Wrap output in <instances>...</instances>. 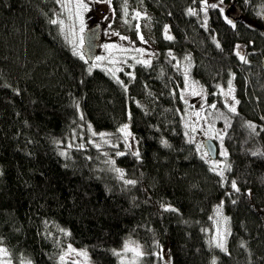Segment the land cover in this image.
Here are the masks:
<instances>
[{
	"label": "trees",
	"instance_id": "16d2710c",
	"mask_svg": "<svg viewBox=\"0 0 264 264\" xmlns=\"http://www.w3.org/2000/svg\"><path fill=\"white\" fill-rule=\"evenodd\" d=\"M129 1L151 16L157 55L151 66L124 72L122 86L103 70L89 75V63L73 55L50 23L57 0H0V246L12 264H60L68 245L85 248L89 264H117L115 250L131 237L144 245L146 264L162 248L172 264H264V156L252 155L264 152V0L230 8L233 0H224L235 28L218 10L202 11V0ZM165 26L173 39L165 38ZM186 67L206 90L208 122L226 133L222 145L215 138L217 158L225 159V149L231 165L223 181L185 135ZM230 79L238 115L219 91ZM128 120L140 157L126 153L115 164L134 186L106 168L92 145L61 155L82 122L116 133ZM221 202L231 233L227 253L207 232Z\"/></svg>",
	"mask_w": 264,
	"mask_h": 264
},
{
	"label": "rangeland",
	"instance_id": "374dc122",
	"mask_svg": "<svg viewBox=\"0 0 264 264\" xmlns=\"http://www.w3.org/2000/svg\"><path fill=\"white\" fill-rule=\"evenodd\" d=\"M64 3H67V0H63ZM88 2V11L82 12L83 17V25H84V31L83 33L80 32V21L76 19L74 15V8H72L73 15H69V12L66 11L62 6L61 3H58V10L56 12L55 19L57 20H63L64 21V30L61 32L63 35L65 41L70 46L72 52H73V45L71 43L72 40L78 39L79 36L83 37V45H84V35L87 29L90 27H93L95 25H101V35H100V42H99V48L97 52V56L99 57H105V59L101 62L100 67H96L93 69H100L103 70L105 73L109 74L113 77V75L106 70L111 68L115 71V79L122 81L121 75H123L124 72H129L131 74V70L140 63H137V60H144V59H150L157 55L156 47H155V37L152 32V18L148 13H145L141 8L140 9H132L130 1L129 0H111V4L108 3H97L96 0H86ZM72 7V6H70ZM225 10L227 8V5H224ZM118 8H121L122 12L118 11ZM125 9L127 10V15H125ZM136 12L141 13V17L137 19H133V16ZM234 14V13H233ZM127 21V22H125ZM137 25H139V32L144 36V39L147 41V43H141V41L138 39L137 35ZM58 29L60 30V25L57 24ZM75 31L77 33V36H72L71 31ZM61 31V30H60ZM113 33H119V35H114ZM120 36L128 37L127 40H121ZM105 45H115L117 46L116 49H113L111 51V54L108 50L105 49ZM127 48L130 49L127 52L118 51L119 48ZM140 48L144 49V54L141 55L140 53L136 52L135 49ZM80 51L84 55L83 46L80 49ZM85 57V55H84ZM133 57L135 59H133ZM118 61V63H110V61ZM95 63V59L93 62L89 63V67ZM92 69V70H93ZM117 69H120L117 71ZM188 71V85H193L195 87V90L197 92H201V95H192L191 91L192 89L188 87L185 83L184 79V88L182 90L183 94L185 95V99L187 102V111L184 116L186 131L188 133L189 140H193V143L195 145L201 146L200 152L203 154L204 152H207L203 142L206 138H211L215 140L216 136V130L215 128L208 122V119L205 115L206 111V101H207V94L205 88L198 83L197 81L193 80L189 73V68L186 67ZM185 68L184 70V76H185ZM224 89V88H221ZM228 89H224V91H227ZM220 91V89H219ZM224 99H226L230 104H234L235 102L228 97L223 96ZM237 107V105H235ZM199 112L200 116L197 117L195 113ZM125 124L129 125V130L132 133V136L129 137L127 144H131L132 147L129 149L127 144L124 141L123 135L117 131L116 133H109L107 132L106 137L101 138L100 133L96 132L93 127L88 124L82 122L79 126V128L75 129L71 135V137L68 139V141L65 143L64 146H61L62 153H67L69 149L75 148V147H82L85 148L89 145H92L95 147V149H98L105 157L103 158V161H107L106 168L112 170L115 175L119 177V174L114 171V168H118L116 164L110 163V161H114L116 157L119 155H116L117 152H124L131 153L133 151H140L139 150V142L137 138L135 137L134 133L131 130L130 127V121L128 120ZM89 125L91 127H89ZM195 127V131H191V128ZM93 133H96L97 135H93ZM105 133V132H104ZM113 134V135H112ZM134 137V139H133ZM104 140H108L109 143H105ZM62 144V142L58 143ZM97 145L99 147H97ZM112 145H118V147H113ZM225 151V149L223 150ZM207 160L210 161V165L213 166L214 163H220L221 166L224 164H228L227 159H215L211 160L209 156L206 157ZM105 168V166H103ZM120 169V168H119ZM219 170V169H217ZM124 172V171H123ZM225 173V171H224ZM120 179V178H119ZM218 207V206H217ZM214 211L213 217H212V224L211 228L207 230L208 235L210 237L211 242L216 237L217 229L219 228L221 231H224L227 229L229 231V223L226 224L223 222V218L227 217L224 214V211L222 209V215L217 216L216 209ZM228 239V235L226 236V241ZM127 242H131L132 246L139 245L141 246L142 250L146 252V249L144 245L131 238H126ZM125 241V242H126ZM72 248L80 251L84 250L87 251L85 248L75 247L71 245ZM3 247V246H0ZM67 251V246L64 247L61 254H64ZM115 252H121V256H117V264H131L132 260V253H123V245L116 249ZM157 254H162L163 259L160 258L158 255H154V260L152 261L153 264H172L170 255L168 253L167 248L159 249ZM88 254V252H87ZM147 255L144 256L142 260L138 261V264H146L145 259H147ZM10 259V256H9ZM77 260L85 263V260L83 257L75 256L74 254H70L66 256V260L64 264H66L68 261ZM90 263L89 255L87 257L86 264ZM61 264V262H60Z\"/></svg>",
	"mask_w": 264,
	"mask_h": 264
},
{
	"label": "snow or ice",
	"instance_id": "6c2138e0",
	"mask_svg": "<svg viewBox=\"0 0 264 264\" xmlns=\"http://www.w3.org/2000/svg\"><path fill=\"white\" fill-rule=\"evenodd\" d=\"M57 2L61 3V6L66 11L69 12L70 16L73 15L72 8H74V15H75L76 19H78L80 21V32L83 33L84 25H83L82 12L89 10L88 9V2H86V0H67V3H64L63 0H57ZM96 2L97 3H108L109 5L111 4V0H96ZM246 2H247V0H246ZM70 6H72V7H70ZM208 7H211L213 9L218 10L219 13L221 14V16L225 19V21L229 25H231L233 28L236 27V25L232 21V19L225 15L224 0H217L216 3H212L210 5L208 4V0H202V9L201 10L206 12ZM188 14L189 15H196L197 13L192 8H189L188 9ZM125 15H127V10L126 9H125ZM140 17H141V13L140 12H136L134 14V16H133V19H137V18H140ZM125 22H127V21H125ZM50 23H52L54 25H57V24L60 25V30H61V32H63V30H64V27H63L64 26V21L63 20L53 19V20H50ZM204 25L205 26L207 25V20L204 21ZM138 29H139V25H137V30ZM164 33H165V38L166 39H168V40L173 39V37L171 35H168V27L167 26H165ZM113 34L114 35H119V33H113ZM71 35L72 36H77V33L75 31H71ZM137 35H138V39L141 41V43H147V41L144 39V36L142 34H140L139 30L137 31ZM120 39L121 40H127L128 37L120 36ZM71 43L73 45V55L74 56H78L80 60L84 61L85 64H88L89 61L85 59L83 53L80 51V49L83 46V37L79 36L78 39L72 40ZM216 46H217V48H219L220 47L219 43H217ZM116 47L117 46H115V45H105V49L108 50L110 52V54H111V51L113 49H116ZM237 49H239V46H237ZM117 50L118 51H122V52H127L130 49L121 47V48H119ZM135 51L140 53L141 55L144 54V49L136 48ZM235 54H236V56L239 58V60L242 63H248L245 55H242L239 50H237ZM169 55H171V53H169ZM94 59H95V63H93L91 65V67H89L87 69L89 75L91 74L93 68L100 67L101 62L105 59V57L97 56ZM133 59H135V58L133 57ZM172 59H175V57H172ZM110 63H118V61L113 60V61H110ZM137 63L143 64L146 67L151 66V60L150 59L137 60ZM178 66L179 65H177V67ZM119 70L120 69H117V71H119ZM106 71L111 73L113 75V77H115V71L113 69L109 68ZM129 75H131V74H129ZM133 79H134V76H133ZM184 79H185L186 85L192 89V91H191L192 95H201V92H197L193 85H188V71H187V69L185 70ZM233 79H234V77H233ZM117 82L121 83V85L123 86V83L121 81L117 80ZM125 90H127L126 87H125ZM220 92H221V94L223 96L231 98L235 102L234 104H227L226 103L225 107H227L229 112L238 115L235 105L239 104V100H236L234 95H233L234 89L232 87V79H230L228 81V90L224 91V89H220ZM181 99H184L183 95H181ZM76 107L79 108V104L78 103L76 104ZM209 107L212 108V109H216V104L212 103ZM195 115L197 117H199L200 113L197 112V113H195ZM221 115H223V114H221ZM81 119H83L82 116H81ZM261 119H264V117H261ZM225 120H226L225 127L226 128L230 127V123L228 122L227 118H225ZM246 126L250 129V132L252 134L259 135V133L256 131V129L258 127L256 124L248 122ZM89 127H91V126L89 125ZM186 127H187V125H186ZM195 130H196L195 127L191 128V131L194 132ZM118 131L123 135L124 141L127 144L129 137L132 136V133L129 130V125L128 124L123 125L122 127H120L118 129ZM260 131H264V127H261ZM225 134L226 133H216L215 138H218L221 141V145H222V142H223ZM93 135H97V134L93 133ZM99 135H100L101 138H104V137H106L109 134L100 133ZM185 135H188V133L186 132ZM133 139H134V137H133ZM104 142L106 144L109 143L108 140H104ZM192 142H193V140L190 139L189 143H192ZM162 143L164 144L165 147L169 146L167 141H162ZM112 146L113 147H118V145H112ZM127 146L129 147V149H131V147H132L131 144H127ZM97 147H99V146L97 145ZM200 147L201 146L197 147L198 151L200 150ZM124 154H125L124 152H117L116 153V155H124ZM61 155H66V153H61ZM132 155L136 156L137 159H139V157H140V153H139L138 150L133 151ZM220 155L225 157V159H226L228 154H227V151L225 150V151H221ZM252 155L253 156H258V155L259 156H264V152L255 151V152L252 153ZM207 156H209V153L208 152H204L203 155H202V158H205ZM206 162H207V160H206ZM110 163H112L113 165L115 164L114 161H110ZM217 169H219V170H217ZM210 170L216 172V174L218 176H220L221 180L223 181L225 179L224 171L225 170L230 171L231 170V165L224 164L223 166H221L220 163H214ZM114 171L119 174V178L121 180H123V182L126 185H133L134 186L136 184L135 180H132V179L125 180L124 179V175L125 174H124L123 170H121L119 168H114ZM231 188L235 192H239L240 191V189L237 187V184H236L235 180L231 181ZM250 194L251 193H249V195ZM235 202L236 201H233V203H235ZM162 207H163L164 211H172V212H177L178 211L177 209L171 207L170 205H162ZM222 208H223V202H221V204L216 209L217 216H221L222 215ZM223 222L226 224L228 222V218L224 217L223 218ZM61 231H63V229H61ZM65 234L68 235L69 233H65ZM230 234L231 233L227 229H225L224 231H221L218 228L217 232H216V237L212 241L213 246L218 248V249H220L221 251L227 253L228 250H227V247H226V236L230 235ZM0 243H2V241H0ZM129 252L132 253V257H133L132 260H131V264H138V261L142 260L144 258V256L147 255V253H145L142 250L141 246H139L138 244L135 245V246H132L131 242H127L126 241L123 244V253H129ZM70 254H74L75 256H78V257H83L84 260H85V264H86L87 257H88L87 251H84V250L78 251V250L72 248L71 245H68L67 246V251L64 254L59 256V261L61 262V264H64V262L66 260V256H68ZM114 254L117 255V256H121L122 255L121 252H115ZM152 255H158V256H160L161 259H163L162 254L152 253ZM9 256H10L9 250L6 247H0V264H12V261H11V259H9ZM29 264H30V262H29ZM72 264H79V262L76 261V260H73ZM122 264H123V262H122ZM166 264H167V262H166ZM212 264H216L215 259L212 261Z\"/></svg>",
	"mask_w": 264,
	"mask_h": 264
},
{
	"label": "water",
	"instance_id": "95a60500",
	"mask_svg": "<svg viewBox=\"0 0 264 264\" xmlns=\"http://www.w3.org/2000/svg\"><path fill=\"white\" fill-rule=\"evenodd\" d=\"M237 1L238 0H233L229 8L236 5ZM101 29V25L97 24L87 29L84 35L83 51L86 60H88L90 63L94 61V58L96 57L99 48ZM261 66L264 70V56L261 59ZM203 145L206 151L209 153V158L215 160L218 156V145L215 140L211 138H206L203 142Z\"/></svg>",
	"mask_w": 264,
	"mask_h": 264
},
{
	"label": "bare ground",
	"instance_id": "6f19581e",
	"mask_svg": "<svg viewBox=\"0 0 264 264\" xmlns=\"http://www.w3.org/2000/svg\"><path fill=\"white\" fill-rule=\"evenodd\" d=\"M218 155H219V148H218ZM218 157V156H217ZM217 159V158H216ZM212 160V159H211Z\"/></svg>",
	"mask_w": 264,
	"mask_h": 264
}]
</instances>
